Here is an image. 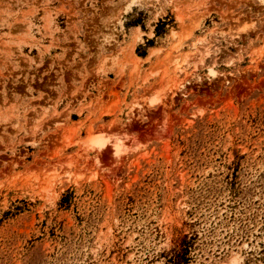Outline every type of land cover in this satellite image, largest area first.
<instances>
[{
	"label": "rangeland",
	"instance_id": "1",
	"mask_svg": "<svg viewBox=\"0 0 264 264\" xmlns=\"http://www.w3.org/2000/svg\"><path fill=\"white\" fill-rule=\"evenodd\" d=\"M0 264H264V0H0Z\"/></svg>",
	"mask_w": 264,
	"mask_h": 264
}]
</instances>
